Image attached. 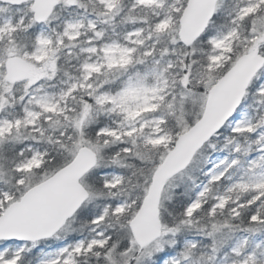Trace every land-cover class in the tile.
<instances>
[{"label": "snow or ice", "instance_id": "6c2138e0", "mask_svg": "<svg viewBox=\"0 0 264 264\" xmlns=\"http://www.w3.org/2000/svg\"><path fill=\"white\" fill-rule=\"evenodd\" d=\"M0 264H264V0H0Z\"/></svg>", "mask_w": 264, "mask_h": 264}]
</instances>
